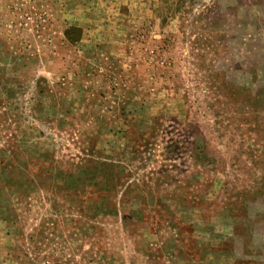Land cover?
<instances>
[{
	"label": "rangeland",
	"instance_id": "obj_1",
	"mask_svg": "<svg viewBox=\"0 0 264 264\" xmlns=\"http://www.w3.org/2000/svg\"><path fill=\"white\" fill-rule=\"evenodd\" d=\"M0 264H264V0H0Z\"/></svg>",
	"mask_w": 264,
	"mask_h": 264
}]
</instances>
